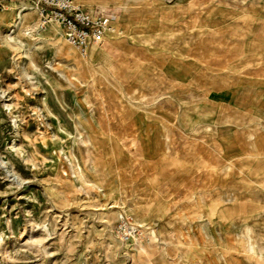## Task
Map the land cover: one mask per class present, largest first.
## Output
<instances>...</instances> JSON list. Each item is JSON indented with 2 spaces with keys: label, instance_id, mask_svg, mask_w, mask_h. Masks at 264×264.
<instances>
[{
  "label": "rangeland",
  "instance_id": "374dc122",
  "mask_svg": "<svg viewBox=\"0 0 264 264\" xmlns=\"http://www.w3.org/2000/svg\"><path fill=\"white\" fill-rule=\"evenodd\" d=\"M104 1L0 9V264H264V0Z\"/></svg>",
  "mask_w": 264,
  "mask_h": 264
},
{
  "label": "built area",
  "instance_id": "2783aa9c",
  "mask_svg": "<svg viewBox=\"0 0 264 264\" xmlns=\"http://www.w3.org/2000/svg\"><path fill=\"white\" fill-rule=\"evenodd\" d=\"M28 2L37 8L42 28L57 24L61 27L65 40L79 53L88 56L93 46H101L112 28V20L107 15H96L73 5V0H9ZM4 5L0 3V9ZM127 227V226H126ZM125 239L129 240L133 228H121Z\"/></svg>",
  "mask_w": 264,
  "mask_h": 264
},
{
  "label": "crops",
  "instance_id": "0c3cea01",
  "mask_svg": "<svg viewBox=\"0 0 264 264\" xmlns=\"http://www.w3.org/2000/svg\"><path fill=\"white\" fill-rule=\"evenodd\" d=\"M104 2H105L104 0H73V4L75 3L77 6L82 7L83 9L87 8L85 10L89 11L92 14L112 16L108 12V10H109V8H111V6L104 4ZM91 7H93V9H91ZM22 9H24L23 5H21V7L20 6L18 7V6H15L14 4L13 5L11 4L9 6V8L6 11H4L2 14H4V13L12 14V16L9 15V16L5 17V18L9 19L8 21H10L13 17H17V19L20 20L21 17H25L26 14H24V12L26 10H28L29 8H27L25 11L21 12ZM30 11H32V13H27V14H29V15L36 14L35 11H33V10H30ZM19 23L21 24V21ZM4 24H7V21L0 19V25H4ZM15 26H19L18 23H16ZM50 30H52V29H50ZM99 48H100V50H98V53L101 55L102 62H103V60H105L107 58L109 59L111 57L110 49L108 47H106L105 44L101 47H93L92 50L99 49ZM105 48L107 49L106 53L104 52ZM104 53L106 55H103Z\"/></svg>",
  "mask_w": 264,
  "mask_h": 264
},
{
  "label": "bare ground",
  "instance_id": "6f19581e",
  "mask_svg": "<svg viewBox=\"0 0 264 264\" xmlns=\"http://www.w3.org/2000/svg\"><path fill=\"white\" fill-rule=\"evenodd\" d=\"M0 3H4V7H5V10H7L8 8H9V6L12 4L13 5V3L11 2V1H9V0H0ZM19 3H21V5H23V7H24V9H22L21 10V12H23V11H25L27 8H29L30 10H33V11H35L36 13H38V11H37V8L35 7H32L31 6V4L30 3H28V2H19ZM74 6H76V7H79V6H77L75 3L73 4ZM23 16V15H22ZM28 16H27V14L25 15V17H21V23H28ZM39 23H40V20H39ZM52 26V28H54V27H56V28H59L61 31H60V35L62 36V34H63V36H64V33H63V31H62V29H61V27L59 26V25H57V24H53V25H51ZM50 26V27H51ZM36 28H41V29H48L49 27H47V28H42L41 27V24L39 25L38 23H37V26H36ZM51 28V29H52ZM40 32V31H39ZM114 32V29L113 28H111V30L108 32V36L109 35H111L112 33ZM108 36H107V38H108ZM64 39H65V36H64ZM107 41V40H106ZM106 41L104 42V44L106 43ZM65 42H66V40H65ZM103 44V45H104ZM103 45H101V46H103ZM101 46H93V47H101ZM92 47V48H93ZM91 51H92V49H91ZM81 54V53H80ZM81 57H84V55L83 54H81ZM86 59V58H85Z\"/></svg>",
  "mask_w": 264,
  "mask_h": 264
}]
</instances>
